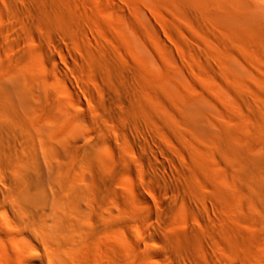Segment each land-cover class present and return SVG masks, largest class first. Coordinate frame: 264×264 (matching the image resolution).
<instances>
[{
	"label": "rangeland",
	"instance_id": "374dc122",
	"mask_svg": "<svg viewBox=\"0 0 264 264\" xmlns=\"http://www.w3.org/2000/svg\"><path fill=\"white\" fill-rule=\"evenodd\" d=\"M195 11L193 0H0V74L29 68L40 95L9 86L0 128V168L10 165L0 188L28 219L51 213L61 159L93 158L87 171L101 179L104 156L118 167L106 175L114 191L147 212L142 188L160 224L126 215L125 239L139 242L143 224L150 232L132 264H264V29L224 31L213 11L220 31L202 33ZM168 93L178 100L166 103ZM203 97L205 111H193ZM185 110L199 120L183 122ZM51 116L70 135L54 170L43 149L56 135ZM26 237L0 216V264H39Z\"/></svg>",
	"mask_w": 264,
	"mask_h": 264
},
{
	"label": "bare ground",
	"instance_id": "6f19581e",
	"mask_svg": "<svg viewBox=\"0 0 264 264\" xmlns=\"http://www.w3.org/2000/svg\"><path fill=\"white\" fill-rule=\"evenodd\" d=\"M193 1L195 3L198 29L202 33L207 30H210V32L216 30L210 23L216 20L213 17V11L219 14L217 17L218 22H216L218 23L216 24L217 27L219 26L224 31L235 30L250 36L257 30L264 29V0ZM212 7L215 10L211 9ZM211 17H213L214 21ZM209 18H211L210 22L208 21ZM219 28L216 31H220ZM201 39L199 42L207 48L213 44L210 38L204 39L202 37ZM34 82V75L29 68H22L14 72L10 71L5 77L0 74V128H2L4 123V114L12 112V102L7 92L8 87L13 86L26 98L33 96L39 98V91L35 88ZM167 83L165 82L166 86L168 85ZM165 97L166 103L178 100L176 95H170L169 93ZM184 98L186 100V97ZM189 100L187 98V102ZM196 102L195 104L193 102L189 104L191 108L192 104L197 105V108L203 106L204 108L199 109L201 112L205 111L204 109L208 102L206 98H200L199 102ZM203 102H205V106L203 104L198 106ZM194 109L193 111H195ZM199 109H197V112H199ZM188 111L185 110L180 113L182 121L186 124H190L192 119L198 116L197 112L193 114V111H190L192 113H188ZM194 115L195 117H193ZM48 120V130L50 128L53 131L52 133L56 135L49 139L52 145L44 144L43 149L46 153L45 160L47 165L50 170H54L52 153L56 150L65 151L70 135L65 133L64 130L61 131L63 126L60 125L59 128V123H57L59 119L56 116H51ZM31 122L33 126L37 125L35 121ZM27 132L31 136L34 133L33 130H28ZM224 133L230 138V141L239 138L237 127H232ZM32 144L34 142H31ZM233 154L236 156L237 153L233 151ZM102 160V173L104 176L101 179H97L96 171H87V169H95L96 162L93 158L79 160L78 156H74L70 161L61 159L52 178L54 205L51 213L42 220L34 221L28 219L24 207L18 202L17 198L11 192L7 195L0 188V216L12 224L16 235L20 236L21 239L25 235L29 236V238L26 237L25 247L39 251V264H132L141 243L144 246L147 244H145V241L148 239L150 232L148 233L147 226L141 224L143 227L141 226L136 233L138 237L136 241L139 242L133 243L125 239L121 235L120 229L128 222L126 215L138 217L144 223L148 222L147 224L151 223L155 226H160L159 223L152 219V214L153 212L155 214V211H151L150 200L143 189H137L134 193L145 206L147 205L146 207L149 209L147 212L139 208L132 209L128 200L122 197L123 194L114 191L112 183L106 175L116 174L118 167L113 159H109L108 162L112 165V170H108V162L104 156H102ZM262 161L263 158H258L256 162L260 164ZM6 167V164L1 165L0 175L4 173ZM0 181L2 180L0 179ZM3 182L9 187L13 186L12 182L6 180H3ZM93 183L96 184V189H93ZM115 236H118L119 240H115ZM180 240L183 245L193 243L192 239L185 236H182ZM142 250L141 253L143 252L142 254H144ZM139 255L141 256V254Z\"/></svg>",
	"mask_w": 264,
	"mask_h": 264
}]
</instances>
